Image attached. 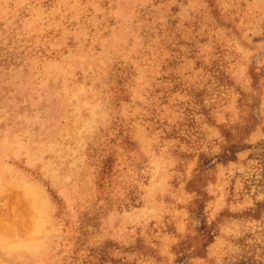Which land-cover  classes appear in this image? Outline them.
<instances>
[{"label": "rangeland", "instance_id": "374dc122", "mask_svg": "<svg viewBox=\"0 0 264 264\" xmlns=\"http://www.w3.org/2000/svg\"><path fill=\"white\" fill-rule=\"evenodd\" d=\"M0 264H264V0H0Z\"/></svg>", "mask_w": 264, "mask_h": 264}]
</instances>
